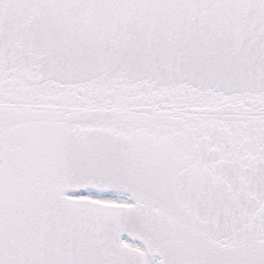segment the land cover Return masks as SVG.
Listing matches in <instances>:
<instances>
[{
  "label": "snow or ice",
  "instance_id": "snow-or-ice-1",
  "mask_svg": "<svg viewBox=\"0 0 264 264\" xmlns=\"http://www.w3.org/2000/svg\"><path fill=\"white\" fill-rule=\"evenodd\" d=\"M0 264H264V0H0Z\"/></svg>",
  "mask_w": 264,
  "mask_h": 264
}]
</instances>
